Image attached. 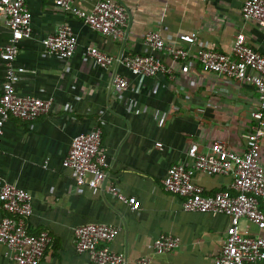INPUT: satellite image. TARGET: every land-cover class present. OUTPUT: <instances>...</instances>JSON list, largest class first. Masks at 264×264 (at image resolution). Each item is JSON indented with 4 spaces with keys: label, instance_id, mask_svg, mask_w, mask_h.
Masks as SVG:
<instances>
[{
    "label": "crops",
    "instance_id": "0c3cea01",
    "mask_svg": "<svg viewBox=\"0 0 264 264\" xmlns=\"http://www.w3.org/2000/svg\"><path fill=\"white\" fill-rule=\"evenodd\" d=\"M100 0H74L90 12ZM129 13L123 38L115 40L92 30L55 0H25L32 14L31 36L19 43L15 64L24 68L15 84L19 96L51 100V110L33 122L10 119L3 126L0 143V179L27 191L33 214L29 232L48 231L52 236L40 264H94L76 252L73 232L89 223L112 224L117 235L109 244L126 255V264L149 258L150 264H214L220 253L230 218L209 212L185 211L183 198L167 192L163 179L170 166L190 165L189 147L206 151L214 142L237 153L245 151L246 137L256 121L259 96L249 83L227 82L204 72L195 62H173L166 53H154L172 68V77L135 76L119 65L99 67L88 58V48L118 57L147 55L152 51L143 36L156 32L166 43L179 35H194L192 49L229 53L239 33L247 43L264 52V31L254 21H244L245 0H116ZM61 26H70L76 49L70 59L46 52L42 41ZM10 30L0 15V54ZM186 46V44H184ZM188 48V46L186 47ZM129 82L118 93L112 76ZM6 68L0 57V89ZM98 127L110 162L108 184L140 202L137 210L106 190L78 187L71 169L63 166L71 142ZM264 167V138L261 143ZM194 181L213 195L232 182L230 175L197 172ZM4 212L0 208V221ZM243 234L264 238V230L241 220ZM177 237V249L157 254L153 241L160 235ZM0 264H17L0 244Z\"/></svg>",
    "mask_w": 264,
    "mask_h": 264
},
{
    "label": "built area",
    "instance_id": "2783aa9c",
    "mask_svg": "<svg viewBox=\"0 0 264 264\" xmlns=\"http://www.w3.org/2000/svg\"><path fill=\"white\" fill-rule=\"evenodd\" d=\"M55 3L79 17L92 30L115 40L123 38L129 13L116 0H100L88 13L74 6V0H55ZM0 15L11 32L9 42L0 54L6 68V78L0 89L1 143L3 126L8 120L33 122L48 115L52 101L19 96L15 92V84L24 72V68L15 64L19 43L31 36L32 14L25 0H0ZM241 16L244 21H254L264 31V0H245ZM143 42L152 51L150 54L112 57L97 48H88L87 56L103 69L121 65L135 76L166 74L172 77V68L154 54L166 53L173 62L195 61L204 72L227 82L249 83L255 87L259 108L251 114L256 124L247 134L245 151H231L218 141L206 151H200L197 144H192L188 150L192 163L170 166L162 182L167 192L183 198L185 211L222 214L230 218V226L214 264H264V238L243 234L239 229L240 221L244 219L264 230V167L260 162L264 138V52L251 47L243 33L235 36L229 53L204 48L194 51V35H179L177 44H168L160 34L151 32L143 36ZM42 43L47 53L67 60L73 56L77 41L70 26H61ZM112 86L121 93L128 88L129 82L114 74ZM63 166L72 170L78 187L106 188L113 198L129 205L132 210L139 209L138 200L123 195L108 184L110 162L102 146L100 128L95 127L73 138ZM197 172L230 175L232 182L226 189L207 195L194 181ZM0 208L4 212L0 221V244L7 247V255L17 264H40L53 238L45 230L38 234L29 232L28 220L33 214L31 195L0 179ZM116 235L117 227L112 224L89 223L74 229L73 243L76 252L88 255L94 264H126L124 253L109 248ZM179 245L177 237L163 234L153 241V250L161 254L173 251ZM137 264H150V260L142 258Z\"/></svg>",
    "mask_w": 264,
    "mask_h": 264
},
{
    "label": "trees",
    "instance_id": "16d2710c",
    "mask_svg": "<svg viewBox=\"0 0 264 264\" xmlns=\"http://www.w3.org/2000/svg\"><path fill=\"white\" fill-rule=\"evenodd\" d=\"M262 208H264V206H262Z\"/></svg>",
    "mask_w": 264,
    "mask_h": 264
}]
</instances>
